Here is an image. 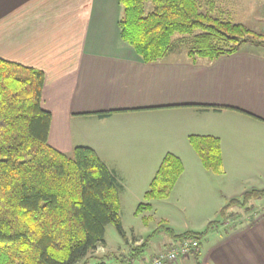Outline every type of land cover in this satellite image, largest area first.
<instances>
[{
  "label": "crops",
  "instance_id": "crops-1",
  "mask_svg": "<svg viewBox=\"0 0 264 264\" xmlns=\"http://www.w3.org/2000/svg\"><path fill=\"white\" fill-rule=\"evenodd\" d=\"M122 12L120 0H0V57L44 72L50 144L68 154L76 146L92 147L126 202H142L167 152L181 157L184 170L171 195L154 206L177 205L184 212L197 207L201 214L192 222L181 212L175 217L186 223L181 231H201L220 220L229 199L264 189L244 184L247 176L264 175V54L249 47L215 60H192L188 52L179 57L173 49L148 63L122 39ZM107 110V116L98 114ZM190 135L220 138L223 174L203 166ZM129 162L135 166L126 168ZM136 171L139 177L131 182L125 175ZM145 237L133 234L128 248ZM151 242L149 252L132 264L148 261L175 241L160 231ZM104 245L111 255L105 264H124L116 257L123 250ZM199 261L264 264V218L226 232L212 228L202 240ZM167 264H196V259L191 254Z\"/></svg>",
  "mask_w": 264,
  "mask_h": 264
},
{
  "label": "trees",
  "instance_id": "trees-1",
  "mask_svg": "<svg viewBox=\"0 0 264 264\" xmlns=\"http://www.w3.org/2000/svg\"><path fill=\"white\" fill-rule=\"evenodd\" d=\"M120 3L122 39L148 63L175 48V34L192 36L188 47L192 60H215L237 53L244 44H264L262 34L211 9L203 11L199 0ZM44 79L41 69L0 57V264H87L90 258L105 264L111 255L97 251L105 247L106 226L114 224L126 237L116 178L92 147L76 146L68 154L50 144L52 114L42 106ZM189 142L206 169L224 173L219 137L190 135ZM183 170L180 157L166 153L145 191L148 202H140L137 211L150 209L152 199L168 198ZM261 197L264 189L248 190L229 199L221 212ZM236 214L210 221L201 231L178 232L169 227L166 233L175 242L196 239L192 254L200 264L203 238ZM160 231L156 229L154 235ZM152 235L116 257L132 264L148 249Z\"/></svg>",
  "mask_w": 264,
  "mask_h": 264
},
{
  "label": "rangeland",
  "instance_id": "rangeland-1",
  "mask_svg": "<svg viewBox=\"0 0 264 264\" xmlns=\"http://www.w3.org/2000/svg\"><path fill=\"white\" fill-rule=\"evenodd\" d=\"M199 2L201 4V9L203 11H206L207 9H211V11L216 15H220L234 22L244 23L252 30L262 34L263 35L262 38H264V0H199ZM147 5L148 8L149 7L151 8V3H148ZM196 32H199V30H196ZM179 37H185V38L182 41H180ZM192 40L193 39L191 35L175 34L173 36V42H172L173 46L175 47L173 53L178 54L179 57L187 55L188 47L192 45ZM249 47H253L254 50L264 54V44L262 45L244 44L241 49L245 50L246 48ZM106 160L108 162H111L110 159H106ZM115 160L116 158H113V161ZM186 160H187V164L189 161H191V159H186ZM134 166H132L131 162H129L126 168H133ZM139 172L140 171H136L134 173H127L125 176L128 178V180L132 182L139 177ZM191 177H193V175ZM238 181L240 182L239 184H242L241 183L242 179H238ZM244 182H245L244 184L248 187L252 185L263 187L264 175L263 176L258 175L253 177L247 176L245 177ZM119 197H120L119 199L120 216H121L122 224L125 229L126 237L124 238V236H122L118 232L114 224H108L106 226L105 239L108 248L112 251H117L119 249V250H123L124 252H128L129 248H128L127 239L132 240L133 234L136 235L137 233H141L146 236L148 234H153L152 236L155 237L156 234L154 235V231L156 229L160 228L162 232H166L168 228L173 225H176L175 226L176 230L173 228L175 231L178 232L181 231V229H179L180 226L186 223H184L181 220L180 221L177 220V218L175 217L176 212L184 213L188 222L194 221V219H197V216L201 214L198 213L199 211H195L197 207H190V210L187 211L186 209L185 212L183 211L184 207H180L177 205L173 206L169 204H163V206H158L157 208H155L154 205L157 204V202L161 201L158 199H152L149 201L151 205L153 203V206L150 209L143 207L138 212L137 208L140 201L134 202L133 200H130V203L126 202L125 200L126 198L124 197V191L120 192ZM142 202H148V201L144 198ZM231 212L237 213L236 216L229 217L227 220H225V222L221 223L218 226L219 230L226 232V231H230L234 227L240 226V224L242 223L247 225L256 219L257 220L263 219L264 197L247 201V203H245L243 206L242 205L231 206L226 211L225 214H223V212L221 213L222 216L220 220L228 216ZM176 243L177 242H174L172 244H176ZM150 244L152 247L153 245L152 242ZM171 245L168 248H170ZM150 248L147 249L148 251L146 250L147 253L149 252ZM106 252H107L106 247H104V250L100 249L97 251V253H106Z\"/></svg>",
  "mask_w": 264,
  "mask_h": 264
},
{
  "label": "built area",
  "instance_id": "built-area-1",
  "mask_svg": "<svg viewBox=\"0 0 264 264\" xmlns=\"http://www.w3.org/2000/svg\"><path fill=\"white\" fill-rule=\"evenodd\" d=\"M198 246L196 239H186L176 244H172L170 248L156 253L148 261L140 264H167L178 261L181 257H187L191 254L193 249ZM103 249L104 246L98 247V250Z\"/></svg>",
  "mask_w": 264,
  "mask_h": 264
}]
</instances>
